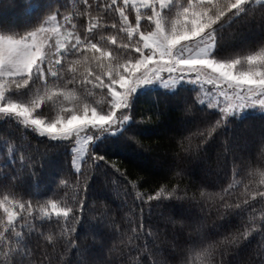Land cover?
<instances>
[{"label": "snow or ice", "instance_id": "obj_1", "mask_svg": "<svg viewBox=\"0 0 264 264\" xmlns=\"http://www.w3.org/2000/svg\"><path fill=\"white\" fill-rule=\"evenodd\" d=\"M19 7L22 27L0 15V264H264V0ZM151 131L174 144L154 195L111 156Z\"/></svg>", "mask_w": 264, "mask_h": 264}, {"label": "trees", "instance_id": "obj_2", "mask_svg": "<svg viewBox=\"0 0 264 264\" xmlns=\"http://www.w3.org/2000/svg\"><path fill=\"white\" fill-rule=\"evenodd\" d=\"M69 4L75 2V0H68ZM22 3V0H0V15H3L6 19L11 20L17 23L20 27L23 26L24 20L26 19L25 13L19 7ZM97 100L101 99L99 95L96 97ZM145 105L138 106L139 108L144 107ZM55 113H53L54 115ZM43 119H47V116L41 117ZM141 117L138 116V119ZM150 127H154L150 125ZM11 132L10 126H5L3 123H0V134H3L5 130ZM150 136H145L141 138V142L145 145L144 149H139L135 144L132 145V148L128 151H120L116 150L111 152V156L113 160H120L122 163L121 171H126L128 173V178L130 180H139L142 184L138 190L141 192L148 191L150 194H155L160 186H163L167 183V179L170 177H166V175L158 168L154 167L150 162V158H155L157 161H165L171 158L172 150L174 144L170 142L169 134L165 132H160V134H156L155 131H151L149 133ZM219 143V141H218ZM99 150V149H98ZM136 152H135V151ZM106 151V150H105ZM142 152V153H137ZM63 160V158H61ZM212 159L213 163H215V149L212 150ZM68 163L70 165V158L68 159ZM257 169L259 170V165H257ZM159 173V174H158ZM251 177L248 175L247 171L241 172L240 175L235 177V183L238 185L237 188L234 189L233 196H239L243 198L245 194V185L251 183ZM256 181H259V175L256 176ZM145 181H147L145 183ZM187 179H185L184 183H187ZM233 182L232 177V169L231 166L228 168V181L225 182V187H227L228 183ZM176 181L173 180L171 186L175 187ZM129 187H131L129 185ZM252 187H255V184H252ZM62 195V193H61ZM112 199L115 200L114 207L122 203L125 197L121 194L119 199H116V190H113L111 193ZM129 201V209L131 208V202L135 199V192H132L129 197H127ZM138 215V209H136ZM125 218V221L128 219H135L136 217L132 215L130 210H126L125 212H121L120 214ZM216 220L215 213L211 217H209L208 224L211 225L213 221Z\"/></svg>", "mask_w": 264, "mask_h": 264}]
</instances>
